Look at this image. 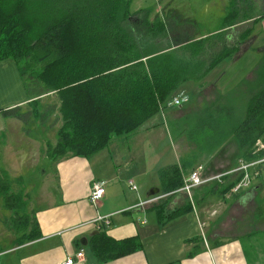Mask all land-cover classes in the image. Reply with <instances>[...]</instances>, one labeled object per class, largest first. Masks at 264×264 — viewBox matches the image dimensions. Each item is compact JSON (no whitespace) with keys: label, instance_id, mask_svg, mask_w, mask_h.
<instances>
[{"label":"trees","instance_id":"16d2710c","mask_svg":"<svg viewBox=\"0 0 264 264\" xmlns=\"http://www.w3.org/2000/svg\"><path fill=\"white\" fill-rule=\"evenodd\" d=\"M36 1H40L39 6H33ZM132 2L0 0V63L13 60L17 64L31 99L27 109L15 107L6 113L23 123L36 120L42 125L56 116L54 123H60L56 143L48 140L45 144L50 160L90 158L108 148L114 138L137 132L160 113L162 105L179 95L182 87L191 81L202 82L228 53L239 49L240 43L232 49L225 46L207 64L215 40H220L234 24L251 19L231 10L221 32L199 40L170 42L163 38L167 25L162 20L150 22V15L142 11L132 13ZM139 15H143L142 21L134 22ZM262 20L261 15L252 21L253 25H261ZM253 32V28L246 31L244 40ZM46 97L52 102L42 110L41 102ZM212 112V108L201 112L199 122L190 129L188 140L196 144V149L180 165L160 170L162 193L179 189L184 173L192 172L194 164L211 159L229 139ZM188 129L186 126L182 131ZM209 130L214 133H207ZM235 132L243 152L240 158L252 161L254 144L264 140V90L250 99L246 117ZM240 179L238 174L227 175L223 178L226 186H221L224 182L216 183L210 190L228 194ZM28 196L23 178H11L1 168L0 198L14 212L21 244L40 237L37 218L27 211ZM188 208L171 213L159 206L155 210L158 220L164 223V219L170 222ZM20 210L26 213L19 216ZM90 246L93 256L102 263L141 248L137 237L112 238L105 225ZM194 255L189 253V257Z\"/></svg>","mask_w":264,"mask_h":264},{"label":"crops","instance_id":"0c3cea01","mask_svg":"<svg viewBox=\"0 0 264 264\" xmlns=\"http://www.w3.org/2000/svg\"><path fill=\"white\" fill-rule=\"evenodd\" d=\"M212 2L213 0H210V4ZM253 3L257 4L260 10L264 9V0L250 2L227 0L226 13L221 19L228 23L231 10L237 11L240 17L247 15L248 12L244 11L253 9L250 6ZM260 16L234 24L220 40H215V45L211 47L212 54L207 56V64L209 59L218 56L225 46L232 49L240 43V48L234 50L232 54L228 53L224 61L209 72L202 82L195 80L182 87L180 90L182 93L187 90L190 92L188 94L190 97L187 95L190 101L186 104L196 97L205 100L206 105L209 103L211 107L208 108L219 106L221 102L226 103L225 92L228 91V85L226 86L227 79H222L227 74V70L244 56L245 52L242 50L245 42L252 41L254 36L258 35L253 32L244 40L246 31L252 28L255 31L252 21ZM262 16L258 36L261 35L264 42V34H261L262 31L264 33V11ZM242 27L244 31L239 33ZM221 69L224 70L218 84L209 85L213 88L210 95H218L212 96L211 100L200 96L201 91L209 87H206V79L212 73L220 74ZM229 77L228 75L227 78ZM177 96L174 95L172 98ZM30 101L17 64L13 60L1 62L0 132L3 133V137H10L8 126L15 119L6 111L15 107L27 109ZM186 104L165 111L166 118L168 121L169 118L171 119L172 125H180L189 118L190 113L182 118L176 116L178 112L185 114ZM149 122L140 129L151 134V137L145 136L146 140H151V144L154 141L153 136L156 138L154 145L157 147L159 139L157 132L160 125L158 121ZM140 129L136 136L141 133ZM178 137L181 141L175 147L178 152L176 162L154 168L152 182L145 179L141 181L144 174L138 170L134 172V168L129 164L147 152L146 149L126 145L121 139L123 136L114 138L108 148L90 158L70 157L54 162L48 158L45 150L43 158L53 162L51 173L48 177L36 179L42 161L38 165L30 164L26 176L32 174V183H25V190L29 194L27 211L37 218L40 237L21 244L19 239L11 234L7 241L8 244L13 245L0 246V264H64L68 257H75L81 250H84V260H76L75 264H264L262 235L264 234V181L256 183L255 186L238 195H221L215 190H210L218 183L213 181L199 187L200 189L193 191L191 195L162 197L165 193L161 192L160 170L168 166L180 165L182 159L196 149V146L190 148L192 143L188 139L183 143V134ZM236 142L238 157L231 154L229 158L224 157L218 162L212 156L211 159L206 160L207 162L194 164L193 169L203 165L207 176L233 169L243 154L239 141ZM46 143L44 137V146ZM180 144H185L181 151H179ZM223 145L216 152H219ZM3 164L0 141V169L4 168L11 178H25L21 173L12 175ZM190 173V171L185 172L184 175L188 176ZM35 179L36 181L33 182ZM133 180H138V183H134L136 189L129 186V182ZM100 182L105 183L106 193L104 198L94 205L90 201L91 190L95 183ZM226 185L225 181L221 186ZM154 189H159L160 193L149 196ZM157 197L161 198L147 203ZM158 206L162 207L165 213L189 208L170 222L164 219V223L166 222L164 224L157 218L155 208ZM105 217H108V225L99 222L100 218ZM102 225L106 226L108 235L116 240L137 237L141 248L120 259L107 263L98 262L91 253L90 243ZM5 238L1 236L0 242ZM193 239L197 241L188 245L187 242ZM191 252L195 254L193 257H189Z\"/></svg>","mask_w":264,"mask_h":264},{"label":"rangeland","instance_id":"374dc122","mask_svg":"<svg viewBox=\"0 0 264 264\" xmlns=\"http://www.w3.org/2000/svg\"><path fill=\"white\" fill-rule=\"evenodd\" d=\"M226 1L218 0L216 2V0H213L212 4H210V0H133L131 11L132 13L142 11L141 13L143 15L149 14L150 17L148 20L150 22L156 23L158 20H162V23L168 27L166 28V33L163 35L164 41L175 42L184 41L188 38L200 39L221 32V27L225 25L221 17H224L226 13ZM247 1L250 2L251 0ZM39 2H33L35 4L33 6H39ZM250 6L253 9L244 11L245 13L248 12L247 15L249 17L262 15L264 9L260 10L259 6L255 3ZM143 15L137 16L134 22L138 23L142 21ZM242 31H244L243 27L239 30V33H242ZM254 33L259 35V26L255 27ZM258 35L254 36L252 41L247 40L245 42L246 44L244 43L245 45H243L242 50V52H245L244 56L238 59L227 70V74L222 79H227L226 86L228 85V91L225 92L227 95L226 103L221 102L219 106H212L213 112L211 115L219 121L222 130L229 137L222 149L213 155V159L218 162H221L224 157L229 158L231 154L232 156L238 157L239 150L236 145L238 135L235 132L236 128L246 117V108L250 99L264 90V42L262 36ZM259 49L260 52H258ZM223 70H220V74L212 73L205 81L206 87L212 84L217 85ZM228 75L230 76L229 78H227ZM210 86L206 90H202L200 96L211 100L212 96L218 95H210L213 89ZM189 93L187 90L183 91V93L180 92L176 96L180 97L182 95H188ZM51 102L52 98H44L41 102V109L45 110V106ZM190 103L185 105L187 109L185 110V114L182 112L176 113L178 118H182L190 113L189 118L180 125H172L170 123L171 119L169 118V121L167 120L166 113H160L150 120L149 123L158 121L160 125L157 132L159 134L157 147L154 145V141L156 140L154 136L152 144L150 139L146 140L145 136L151 137V134L147 133L144 129H140L141 133L139 136H136L138 135L137 131L121 138L128 146H132L133 148L139 147L147 151L135 159L132 164L129 162L131 168H134V172L141 171L140 173L144 174V177L140 179L141 181L145 179L148 182H152L154 168L156 169L159 166L162 167L176 162L178 152L175 147L181 141L178 136L183 134V143L187 142L191 127L194 128L202 117L201 112L203 113L205 109L211 107L208 102L206 105V101H203L202 98L199 99V97H196ZM55 117H50L43 126L40 121L32 120L29 122L28 120L23 123L21 120L15 118L8 126L10 129V137H3V133L0 132L3 166L9 169L12 175L23 174L25 177L23 178L24 184L32 183V174L26 176L30 164L34 166L42 161V167L37 172L36 179L38 177L43 179L51 173L53 162L43 158L46 150V146L43 144V138L45 137L46 141L50 140L52 143H56V134L60 123H54ZM186 126H189V129L185 130L186 132H182V129ZM207 133L211 134L214 132L209 130ZM191 143L190 148L192 149L196 144L194 142ZM184 145L180 144L179 151H181V148H184ZM133 182L138 183V180H133ZM228 194L233 195L231 192ZM25 213L26 210H20L17 214L21 216ZM13 215L14 212L6 208L3 198H0V237H6L4 240H1L0 246L9 247L13 245L8 244L7 241L11 234H14L20 240L21 234L18 233L14 226ZM152 217H154L153 214ZM10 231H13V233ZM262 235L264 236V234Z\"/></svg>","mask_w":264,"mask_h":264},{"label":"built area","instance_id":"2783aa9c","mask_svg":"<svg viewBox=\"0 0 264 264\" xmlns=\"http://www.w3.org/2000/svg\"><path fill=\"white\" fill-rule=\"evenodd\" d=\"M189 101L190 98L187 95L174 97L170 99L166 104L162 105L160 113L164 114L168 109L182 107ZM164 107H167V109H164ZM253 157V160L249 162L245 161V159H240L238 165L233 169L225 173L212 176H207L205 174L204 167L202 165H199L188 176H183V185L179 189H177L175 192L164 194L162 197H168L171 195H191L195 189L202 187L209 182L216 181L219 184H222L224 182V177L233 174H238L241 176V179L230 190L233 195H238L241 192L255 186L256 183L264 181V140L258 139L254 144ZM129 186L132 189H136V185L133 181L129 182ZM105 193V183H95L90 194V201L92 202V204L97 205L104 198ZM159 198L161 197L150 199L147 203L155 202ZM99 222H105L106 225H108V217L100 218ZM76 260H84V250L79 251L75 255V257H68L64 264H75Z\"/></svg>","mask_w":264,"mask_h":264},{"label":"water","instance_id":"95a60500","mask_svg":"<svg viewBox=\"0 0 264 264\" xmlns=\"http://www.w3.org/2000/svg\"><path fill=\"white\" fill-rule=\"evenodd\" d=\"M159 193H160V190H159V189H154V190H152V191L150 192L149 196H155V195H157V194H159Z\"/></svg>","mask_w":264,"mask_h":264}]
</instances>
